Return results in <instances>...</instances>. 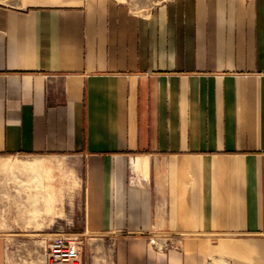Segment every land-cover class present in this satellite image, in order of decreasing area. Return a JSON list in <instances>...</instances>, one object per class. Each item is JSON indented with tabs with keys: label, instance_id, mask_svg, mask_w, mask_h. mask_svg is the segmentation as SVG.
I'll return each instance as SVG.
<instances>
[{
	"label": "crops",
	"instance_id": "0c3cea01",
	"mask_svg": "<svg viewBox=\"0 0 264 264\" xmlns=\"http://www.w3.org/2000/svg\"><path fill=\"white\" fill-rule=\"evenodd\" d=\"M3 153L75 156L110 264H264V0L0 2Z\"/></svg>",
	"mask_w": 264,
	"mask_h": 264
},
{
	"label": "rangeland",
	"instance_id": "374dc122",
	"mask_svg": "<svg viewBox=\"0 0 264 264\" xmlns=\"http://www.w3.org/2000/svg\"><path fill=\"white\" fill-rule=\"evenodd\" d=\"M30 1L0 0L19 7ZM122 1L139 10L163 0ZM78 165L70 154H0V264H63L51 262L47 251L55 234L78 233L84 224ZM81 235L79 264H110L106 250L95 248ZM148 240L166 250L180 248L181 238L150 233Z\"/></svg>",
	"mask_w": 264,
	"mask_h": 264
},
{
	"label": "built area",
	"instance_id": "2783aa9c",
	"mask_svg": "<svg viewBox=\"0 0 264 264\" xmlns=\"http://www.w3.org/2000/svg\"><path fill=\"white\" fill-rule=\"evenodd\" d=\"M151 240L154 241L152 238ZM82 242L81 233L60 232L55 234L47 251L49 260L63 264H79Z\"/></svg>",
	"mask_w": 264,
	"mask_h": 264
}]
</instances>
